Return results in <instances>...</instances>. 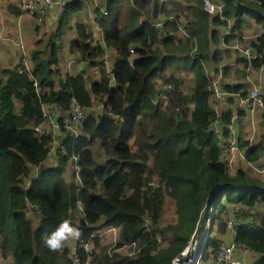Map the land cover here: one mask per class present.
Returning <instances> with one entry per match:
<instances>
[{
	"label": "trees",
	"instance_id": "1",
	"mask_svg": "<svg viewBox=\"0 0 264 264\" xmlns=\"http://www.w3.org/2000/svg\"><path fill=\"white\" fill-rule=\"evenodd\" d=\"M187 1H193L195 8L186 30L200 43L191 66L195 80L189 85L173 75H163L171 55L180 47L173 35L177 16L164 23V38L153 26L159 12H164L157 0H100L92 9L105 45L116 51L112 87L101 60L104 48L93 45L92 33L86 34L85 26L78 23L76 30L81 41L75 42L76 51L84 61L98 66L100 80L88 86L82 75L68 76L55 89L52 77L57 72L62 36L74 17L84 11L82 0H67L58 9L56 28L35 40L31 73L23 64L1 70V258L12 260V264H73L66 244L62 251L52 252L44 243L45 237L67 220L81 231L74 251L82 263L89 256L88 264H172L189 243L201 214L200 228L209 219V232L215 225L217 232L224 233L230 209L227 206L251 209L259 205L263 212L253 215L247 210L236 211L235 216L239 214L241 220L254 216L255 221L238 223L233 242L259 255L253 264H264V182L242 172L230 176L222 160L212 131L215 116L207 90L209 78L201 64L205 54L200 48L202 43L204 48L207 45L208 35L211 39L210 19L203 0ZM213 1L222 5L225 19H236L238 24L233 31L238 32L241 27V12L251 14L262 25L257 41L250 43L257 50L256 59L248 63L247 58H242V63L255 68L264 65V0H238L244 6L240 8L231 0ZM8 11L14 15L24 13L15 6ZM213 21L223 23L219 17ZM232 38L227 35L225 42ZM130 47L134 48L133 60ZM43 57L47 74L41 63ZM157 79L172 85L164 100L156 97ZM241 88L225 87L228 91ZM261 97L264 100V93ZM72 100L84 110L94 101L100 102L103 110L98 114L85 113L76 135L61 131L56 162L45 166L53 137L47 132L38 135L33 128L43 122L44 105H54L61 113H67ZM230 123L231 115L222 113L224 136ZM263 147L262 141L249 146L245 160L257 162ZM73 157L79 166L78 178ZM68 167H73L69 180L65 177ZM34 168L37 170L33 174ZM154 180L158 185L151 188L148 184ZM209 195V206L204 209ZM167 199L176 215L174 223L164 220ZM31 205L37 207L38 214L28 218L26 211ZM145 218L150 222L148 229L143 226ZM100 220L103 227L119 229L113 244L101 242L96 232ZM82 243H92L98 252L87 254L79 248ZM131 244H135L134 254L118 252ZM218 245L219 241L208 235L202 259L211 258Z\"/></svg>",
	"mask_w": 264,
	"mask_h": 264
},
{
	"label": "crops",
	"instance_id": "2",
	"mask_svg": "<svg viewBox=\"0 0 264 264\" xmlns=\"http://www.w3.org/2000/svg\"><path fill=\"white\" fill-rule=\"evenodd\" d=\"M20 0H0V71L2 69H11L19 64H23L25 70L31 73L34 69V63L31 57V52L35 48V40L42 38L45 34L52 32L58 23L59 13L58 9L51 10L43 15L41 18H34L28 13H22L20 15H14L9 13L10 6H15L20 9ZM159 4L164 6V12H159L157 19H167L173 17L175 19L176 30L174 31L175 43L179 45L180 50L171 55V60L167 62L163 75L175 76L179 81L184 79L188 80V85L194 82L195 73L191 68L193 60L196 59L199 52V39L194 35H191L186 30V25L193 19V11L195 3L187 0H157ZM235 7L240 8L235 1L231 0ZM252 2L254 0H246ZM100 0H82L84 4V11L74 17L68 31L62 36V45L58 52V62L56 64L57 72L52 77L55 85V89L59 88V82L64 81L66 77H75L82 75L86 80L88 86L92 82L100 80V70L98 66L92 65L87 61H84L76 51L77 41H81L77 34L76 24L80 23L85 26L86 34L92 33L93 45L100 44L104 48V55L101 60L105 64L107 71H112L114 66L116 51L107 45L103 41V35L101 28L94 20L92 9L98 5ZM212 2H214L212 0ZM239 2V1H238ZM241 3V2H240ZM243 4V3H241ZM219 5V4H216ZM220 10L214 13H206L209 16L208 31L211 32V39L208 35L206 41L207 45L204 48V44L200 48L201 52H204L205 57L202 58L201 64L204 72L209 80H215L219 83V86L224 90L227 95L224 100L218 103V107L222 113H229L231 115V124L235 130V135L238 141V147L242 152L252 145H255L262 141L264 146V123H263V109L244 110L238 108V103L244 97H248L250 90L258 88L260 93H264V65L259 68L253 67L251 64L243 65L242 58H245L241 54L243 48L250 46L251 42L257 41V38L263 32V27L259 24L251 14L241 12L239 19L241 20V27L238 32L233 31V26L237 25L236 19L230 17L225 19L223 16L222 5ZM232 11L235 8L231 7ZM21 10V9H20ZM253 13V12H252ZM250 15V16H249ZM219 17V21L223 23L214 22L213 19ZM207 23V22H206ZM181 24L183 29L178 28ZM38 27V30L36 29ZM238 33V35H237ZM233 35L234 38L230 39L228 43L225 42L227 35ZM251 47V46H250ZM132 60L135 56L130 57ZM251 60L248 59V63ZM156 84L161 87L163 84L162 79H157ZM241 85L242 88L238 91H228L225 87H235ZM245 93V96L242 94ZM102 108L96 102L91 107L85 109V113L98 114L102 112ZM62 138V132L57 131L54 139L60 142ZM222 160L225 161L223 154ZM56 162V151H50L47 159L44 162L45 166H52ZM230 176H235L238 172H242L248 178L264 182V147L261 157L257 162H247L243 158L234 154L231 164L227 165ZM37 169H32L34 174ZM69 169L65 172L67 177ZM172 205V204H171ZM228 208L231 206H227ZM236 206L231 207L233 210ZM241 210H247L251 215L255 212H263V208L259 205L250 208H244L239 206ZM238 206L235 208L239 209ZM240 219L239 214L236 216ZM169 222H176V215L173 211L172 216L169 218ZM96 226H99L102 231L99 232L101 241L104 244H113L118 238L119 229L115 227H103L102 220H100ZM210 235L216 238L219 242L233 241L235 230L226 228L224 233L217 232V227L212 226ZM72 243V244H71ZM76 240H72L68 247L70 252L75 250ZM123 249L118 252L122 253ZM258 254L254 252L253 255H246L245 259L251 264L258 258ZM234 257L240 258L238 254H234ZM0 264H12V260L3 259L0 257Z\"/></svg>",
	"mask_w": 264,
	"mask_h": 264
},
{
	"label": "built area",
	"instance_id": "3",
	"mask_svg": "<svg viewBox=\"0 0 264 264\" xmlns=\"http://www.w3.org/2000/svg\"><path fill=\"white\" fill-rule=\"evenodd\" d=\"M67 3V0H20L19 6L20 9L24 13H28L29 15L33 16L34 18H41L43 15H45L47 12L59 9L62 6H64ZM203 7L205 11L208 13H214L215 11L220 10L221 6L216 5L211 0H203ZM173 17H168L165 19H155L153 21V26L158 28L160 30V37L164 38L166 36V31L163 29V25L167 21H172ZM178 28L183 29V26L181 24L178 25ZM134 48H129V54L131 56L134 55ZM241 54L245 56V58L249 60L256 59L258 53L256 48H251L250 46L247 48H243L241 50ZM107 78L109 80L110 86H114V78L112 71H107ZM36 85V83H34ZM172 90L171 84H163L161 87L157 89V95L156 97L159 100H164L166 95ZM207 90L210 94V100L212 103V111L215 116L213 124H212V131L215 134L218 145L221 150V155L223 154L225 158L226 164H231L232 158L234 154L237 156L243 158L245 160V152H242L241 149L238 147V141L237 137L235 135V130L233 128V125L230 123L226 126V129L228 130L227 136H224L222 134V128L223 126L220 125V120L222 116V112L218 107V103L221 100H224L227 93L222 90V88L219 86V83L215 80H209ZM96 102V101H94ZM93 102V103H94ZM100 105V107L103 109V105L100 102H96ZM93 105V104H92ZM238 108L244 109V110H253L255 109H263L264 110V100L261 97V93L258 88H253L250 90V93L248 97L241 99L238 103ZM85 117L84 109L75 101L72 100L70 103V109L67 113L63 112L61 113L59 109L54 105H44L42 109V118L43 122L39 125L35 126L33 129L38 135H42L43 133H51L53 137V144L51 145L50 151H57L59 142L54 139L55 133L57 131H69L73 134H77V127L78 124H80ZM73 166L75 168V175L78 178V162L77 158L73 157ZM151 188H154L158 185V181L154 180L149 182L148 184ZM233 207V206H231ZM228 210V213L225 217L226 226L229 229L235 230L237 227V224L240 222L245 223H251L255 221L254 216L249 217L248 219H237L235 214L236 210L235 207L233 210ZM38 214V209L36 206H28L26 211V216L28 218H33ZM149 220L148 218H145L143 221V226L148 229L149 228ZM210 235L209 232V219L206 221V229H204L198 238V240L195 241L196 246L192 250L191 257H189L184 264H251V262L247 261L245 259L246 255H253L254 252L245 245H238L234 243L233 241L230 242H219V245L212 254L211 258L208 259H202V254L204 251V244L207 236ZM158 244L161 243L160 238H157ZM76 246V245H75ZM79 248L82 249L87 254H91L92 252H98V249L95 248L92 243H82L79 244ZM127 250H130L127 255H132L136 251L135 244H131L128 246H125ZM238 254L241 256L240 258L234 257V254ZM182 252L180 253V256L175 257L172 260V264H175L178 262L182 256ZM70 258L72 260L73 264H88V259L85 263H82L79 256L75 253V251L71 252Z\"/></svg>",
	"mask_w": 264,
	"mask_h": 264
},
{
	"label": "clouds",
	"instance_id": "4",
	"mask_svg": "<svg viewBox=\"0 0 264 264\" xmlns=\"http://www.w3.org/2000/svg\"><path fill=\"white\" fill-rule=\"evenodd\" d=\"M80 236V229L74 227L69 221L64 220L50 235L45 237L44 243L50 251L60 252L67 242L78 240Z\"/></svg>",
	"mask_w": 264,
	"mask_h": 264
},
{
	"label": "water",
	"instance_id": "5",
	"mask_svg": "<svg viewBox=\"0 0 264 264\" xmlns=\"http://www.w3.org/2000/svg\"><path fill=\"white\" fill-rule=\"evenodd\" d=\"M235 2H236V4H237L238 6H240V7H244L243 4H241L240 2H238V1H235ZM41 63H42V65H43V67H44L45 73L47 74V72H48V67H47V64H46V58H45V57H43V58L41 59ZM241 187H242V186H241ZM211 193H212V192H211ZM211 193H210V195H211ZM210 195H209L208 198H207L206 205H205L204 209H206V208L209 206L210 199H211V196H210ZM204 209H203V210H204ZM202 218H203V214H201V216H200V218H199V220H198V222H197L195 232L192 234V237H191L189 243H188L187 246L183 249V251H182L183 254H182L180 260H179L178 262H176L175 264H184V263H186L187 259H188L189 256L192 254V251H191V250H193V248H190V247H193V246H194V243H195V241H196V237H197V232H198L199 226H200V224H201ZM188 249H190L189 254H185L184 251H185V250H188Z\"/></svg>",
	"mask_w": 264,
	"mask_h": 264
},
{
	"label": "rangeland",
	"instance_id": "6",
	"mask_svg": "<svg viewBox=\"0 0 264 264\" xmlns=\"http://www.w3.org/2000/svg\"><path fill=\"white\" fill-rule=\"evenodd\" d=\"M250 16V15H249ZM1 72V71H0ZM183 80H184V83H185V86L186 85H188V80L187 79H184L183 78ZM53 152V151H52ZM74 167V166H73ZM73 167H68L67 169H69V173L67 174V177H71V174H72V170H73ZM172 202L169 200V199H167L166 200V209H165V217H164V220H165V222H169V218L172 216ZM238 208H239V206H238ZM240 209V208H239ZM239 209H237V211L239 210ZM204 229H206V224L202 227V228H200V226H199V229H198V232H197V237H196V240H198V238H199V236H200V233L204 230ZM211 229L212 228H210V232H211ZM103 229H101L99 226H96V232H98V231H102ZM194 232H195V230H194ZM193 232V233H194ZM192 237V236H191ZM191 239V238H190ZM190 241V240H189ZM71 241H69V242H67L66 243V245L68 246L69 245V243H70ZM102 242V241H101ZM103 243V242H102ZM72 244V243H71ZM130 250H132V249H129V250H127L126 248L125 249H123V251H122V253L123 254H127Z\"/></svg>",
	"mask_w": 264,
	"mask_h": 264
},
{
	"label": "bare ground",
	"instance_id": "7",
	"mask_svg": "<svg viewBox=\"0 0 264 264\" xmlns=\"http://www.w3.org/2000/svg\"><path fill=\"white\" fill-rule=\"evenodd\" d=\"M195 246H196V243H194V249H195ZM190 248H193V247H190ZM191 251H192V250H191ZM184 252H185V254H189V252H190V249H188V250H185ZM189 257H191V255H190Z\"/></svg>",
	"mask_w": 264,
	"mask_h": 264
}]
</instances>
